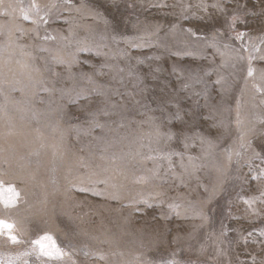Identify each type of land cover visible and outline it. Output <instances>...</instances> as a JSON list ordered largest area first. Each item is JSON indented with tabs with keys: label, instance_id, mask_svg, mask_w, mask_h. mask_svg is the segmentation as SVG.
<instances>
[{
	"label": "rangeland",
	"instance_id": "374dc122",
	"mask_svg": "<svg viewBox=\"0 0 264 264\" xmlns=\"http://www.w3.org/2000/svg\"><path fill=\"white\" fill-rule=\"evenodd\" d=\"M0 221V264H264V0H0Z\"/></svg>",
	"mask_w": 264,
	"mask_h": 264
},
{
	"label": "snow or ice",
	"instance_id": "6c2138e0",
	"mask_svg": "<svg viewBox=\"0 0 264 264\" xmlns=\"http://www.w3.org/2000/svg\"><path fill=\"white\" fill-rule=\"evenodd\" d=\"M27 19V17H25ZM252 74V70L250 69L249 70V75ZM13 227V225L11 224H7L5 223L4 221H0V231H3V230H11ZM13 241L16 240V238L14 236L10 237ZM51 238L50 237H43L41 240H38L36 241L35 243L39 244L40 247H41V250L44 252L45 255H51L52 253L51 252H48V251H45V245L43 244V240H50Z\"/></svg>",
	"mask_w": 264,
	"mask_h": 264
}]
</instances>
